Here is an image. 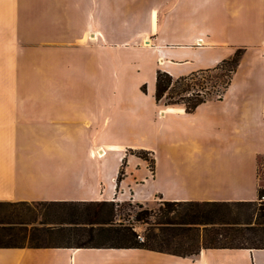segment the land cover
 <instances>
[{
    "label": "crops",
    "instance_id": "crops-1",
    "mask_svg": "<svg viewBox=\"0 0 264 264\" xmlns=\"http://www.w3.org/2000/svg\"><path fill=\"white\" fill-rule=\"evenodd\" d=\"M211 2L217 15L239 14L228 0H0V202L257 201L264 95L231 97V83L193 112L155 100L158 63L179 78L238 47L219 54L225 36L198 15ZM46 78L57 91H43ZM12 83L35 91H12ZM182 148L188 154L175 156ZM127 149L153 151L154 167L128 155L117 182ZM0 264H264V248L182 256L25 241L0 247Z\"/></svg>",
    "mask_w": 264,
    "mask_h": 264
},
{
    "label": "trees",
    "instance_id": "trees-1",
    "mask_svg": "<svg viewBox=\"0 0 264 264\" xmlns=\"http://www.w3.org/2000/svg\"><path fill=\"white\" fill-rule=\"evenodd\" d=\"M243 48L223 59L215 67L193 72L191 75L174 79L166 71L158 70L156 75L155 100L157 103L170 94V99L178 95L183 101L173 100L165 103L183 107L187 112H193L209 97L190 88L175 89V85L183 81L194 80L205 72L223 71L225 89L232 81L240 64ZM187 91L188 101L183 92ZM223 91V92H224ZM221 98V97H220ZM145 158V155H139ZM264 194L260 187L258 196ZM164 201L165 208L160 209V225L155 232L145 235L143 240L133 225L123 222L116 223L117 204L113 201L95 202H41L59 206L60 220L46 231H55L66 242L54 243L73 247H115L143 248L172 254L188 256L195 255L205 248H264V201ZM147 214L154 215L150 210L137 213V222H149ZM44 223H51L43 221ZM156 227V226H154ZM153 229V228H152ZM9 226H2L0 231V247L15 246L19 243L14 239H3V235L12 232ZM175 233L180 235L179 249L167 250L170 236L163 234ZM143 237V236H142ZM33 244V243H32ZM51 244V243H48ZM33 245L39 246V243Z\"/></svg>",
    "mask_w": 264,
    "mask_h": 264
},
{
    "label": "rangeland",
    "instance_id": "rangeland-1",
    "mask_svg": "<svg viewBox=\"0 0 264 264\" xmlns=\"http://www.w3.org/2000/svg\"><path fill=\"white\" fill-rule=\"evenodd\" d=\"M212 3V2H211ZM228 6L231 9L235 8L239 9V14L234 16L231 12L226 14L228 11L221 12L219 15L216 14L215 7L216 2L212 3V6H208L206 9L204 8V12H200L198 15L203 20L204 24L207 27H211L212 32L214 30L216 33H219L220 36H225V40L228 42V46L225 47L222 52H229L236 47L235 51L238 48H243L244 53H246L247 48H249V53L245 54V63L241 66L240 70L236 73L233 82L229 84V86L225 89L222 87L223 82L225 81V77L223 76V71H215V72H205L200 74L198 78L194 80L183 81L179 84L175 85V89L180 88H190L191 91L196 90L199 93L209 97V100L213 99H222L224 94L231 85L230 96L234 97V95L240 96L239 94L246 95L247 93L252 94H260L264 95V59L257 57V49L262 46V55L264 56V0H228ZM221 31H223L221 33ZM89 37V36H88ZM94 41L92 38L87 40V42ZM86 42V43H87ZM44 45H54L55 42L53 37H45ZM76 44H78L76 42ZM242 45V46H239ZM232 53V55L234 54ZM218 54V55H219ZM225 54V53H224ZM230 55V54H229ZM231 55V56H232ZM242 55V56H243ZM242 59V58H241ZM222 61V60H221ZM247 61V62H246ZM219 64V63H217ZM216 64V65H217ZM215 65V66H216ZM214 66V67H215ZM156 67V75L158 70H162L163 68L158 66ZM207 69V68H205ZM202 70V69H200ZM198 70V71H200ZM238 70V69H237ZM195 71V72H198ZM192 74V73H191ZM189 74V75H191ZM188 76V75H186ZM49 78H46L48 80ZM177 79V78H174ZM248 80V82H246ZM153 80L149 78L148 84L143 83L140 84V91L143 93L148 92V88L151 89L153 86ZM44 82V81H43ZM152 82V84H150ZM27 86V87H25ZM26 91H35L34 84H18L12 83L11 90ZM59 84L56 81L48 80V83L44 82L42 84L43 91H57ZM27 88V89H26ZM78 88V89H77ZM82 89V83L75 84L74 90ZM39 90V89H38ZM92 90V89H91ZM90 87L88 91L90 92ZM224 91V92H223ZM185 97V102L188 101V93L187 91L183 92ZM170 94L166 95L163 98V101L160 102V106L162 108L170 107L172 105H165V103L173 100L183 101L181 97L178 95L176 98L170 99ZM221 97V98H220ZM206 101V102H207ZM176 107V106H172ZM178 107V106H177ZM195 111V110H194ZM187 112V111H186ZM75 137L78 139L80 133H74ZM122 152V151H121ZM111 153V152H109ZM125 160H123L121 170L119 172L117 182L124 178L125 175V166L127 165V156L134 155H145L141 157L148 162V167L152 170L154 167V155L153 151H148L144 149L133 150L127 149L124 151ZM92 154L98 155V147H95ZM188 151L186 148H182L181 150L175 153V156L187 155ZM260 176L264 179V160L260 163ZM264 185V181H262ZM258 201V200H257ZM117 204V215L115 217L116 223L123 222L127 225L135 226V229L138 233H140L143 238L146 234L155 232L159 236H162L159 233V226L166 224H157L156 221L160 218V209L165 208L166 205L164 201H155L151 202L147 205L134 202L132 200H123L115 202ZM61 208L56 205H52L49 203H10V202H0V228L2 226H9L12 228V232L3 235V239H14V242L22 243L28 241L30 243H39V244H47V243H61L66 242V239L60 238L55 231H46L48 228L55 226L56 224L53 222H57L60 220V212ZM150 210L152 214H147L149 222H137L135 220L137 213ZM43 221H49L51 223H42ZM156 226V227H154ZM153 228V229H152ZM2 232L0 231V237H2ZM166 236H170V244L167 247V250L179 249L178 242L180 241V235H177L173 232L163 234Z\"/></svg>",
    "mask_w": 264,
    "mask_h": 264
},
{
    "label": "bare ground",
    "instance_id": "bare-ground-1",
    "mask_svg": "<svg viewBox=\"0 0 264 264\" xmlns=\"http://www.w3.org/2000/svg\"><path fill=\"white\" fill-rule=\"evenodd\" d=\"M146 41H148V43H147L146 45H149V44H150V43H149L150 40L147 39ZM197 42H198V44H202V43H203L202 40H199V41H197ZM170 109H171V107H168V108H166L165 110H168V111H169ZM162 112H164V110H162L161 113H162ZM114 149L119 150L120 148H114ZM98 154H99V155H104V154H105V151H104L103 149H101L100 151H98Z\"/></svg>",
    "mask_w": 264,
    "mask_h": 264
},
{
    "label": "built area",
    "instance_id": "built-area-1",
    "mask_svg": "<svg viewBox=\"0 0 264 264\" xmlns=\"http://www.w3.org/2000/svg\"><path fill=\"white\" fill-rule=\"evenodd\" d=\"M264 201V194L262 196H260L259 198V202H263ZM141 240H143L142 236H139Z\"/></svg>",
    "mask_w": 264,
    "mask_h": 264
}]
</instances>
